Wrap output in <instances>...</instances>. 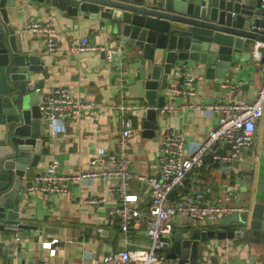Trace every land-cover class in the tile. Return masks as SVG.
Listing matches in <instances>:
<instances>
[{
    "label": "crops",
    "instance_id": "obj_1",
    "mask_svg": "<svg viewBox=\"0 0 264 264\" xmlns=\"http://www.w3.org/2000/svg\"><path fill=\"white\" fill-rule=\"evenodd\" d=\"M33 21L53 23L57 43L53 52L46 51L41 33L25 28ZM99 21L98 16L94 15L84 16V19H72L44 5L26 7L18 18H9L11 25L22 30L29 53L38 55L45 68L42 75L36 76L41 80L39 96L51 87L64 86L74 98L84 104L83 113L66 123L65 133L50 137L47 127L45 128L47 141L43 147L47 148V153L36 168L28 172L27 179L22 180L21 187L24 190L33 174L42 171L51 159L59 162L58 172L67 175L87 169L90 158L99 149L115 152L119 132L117 107L125 104L137 106L142 100L143 88L139 76H142V72L138 73V68L143 65L142 60L131 53L127 44L112 40ZM80 40L88 45H123L126 73L121 90L116 88L118 79L115 70L105 60L104 55L102 57L101 53H76L70 50ZM253 44H249L248 51L252 50ZM255 68L257 63L236 73L237 89L230 94L219 87L223 78L211 82L204 78L201 68L191 67L192 72L199 77L193 84L195 95H178L171 99L174 110L166 115L158 114L159 132L164 129L180 132L184 138L185 149L191 151L217 123V116L203 109L202 105L214 102L249 103L259 86L260 69L257 71ZM141 123V113L140 118L132 117L134 131L128 139L126 151L132 177L128 181L127 193L136 197L131 206L144 209L149 198L139 178L157 173L158 135L153 138L142 137ZM257 153L251 147L245 160L233 166L229 178H226L225 170L204 161L201 167L186 174L177 192L191 193L201 196L202 199L223 197L225 193L232 192L234 199H237L239 190L233 177L239 175L244 178L243 174L247 173L254 160L253 156ZM113 184V181L95 179L67 185L63 193L28 195L22 190V194L25 192V199L21 204L24 209L22 222L36 224L46 232L36 235L29 231L27 235H23L18 229L6 231L10 236L18 237L19 246L11 248V259L0 257V264H89L91 257L102 256L108 251L145 248L148 239L140 222L133 221L126 233L120 230L116 213L120 204L116 197L108 194ZM92 198L103 201L94 204L87 202ZM190 226L180 229L176 225L174 232L186 230ZM201 229L206 228L204 226ZM52 240L55 241L50 250L53 249L54 254L48 255L49 250L44 244ZM242 244L241 241L213 239L209 242L211 249L208 250L205 260L202 258L195 262L249 264L252 261L255 264L264 261V243L245 247L240 251Z\"/></svg>",
    "mask_w": 264,
    "mask_h": 264
},
{
    "label": "water",
    "instance_id": "obj_2",
    "mask_svg": "<svg viewBox=\"0 0 264 264\" xmlns=\"http://www.w3.org/2000/svg\"><path fill=\"white\" fill-rule=\"evenodd\" d=\"M40 5L72 19L98 16L112 40L127 44L140 57L144 138H153L159 131L157 109L166 101L175 64L201 68L211 82L226 76L235 82L237 72L256 63L258 71L264 64V49L257 62L247 50L250 43L264 44L260 0H0V257L9 259L11 248L19 243L6 231L46 232L21 219L25 199L21 182L47 153L46 124L37 106L41 80L36 77L45 68L38 55L29 53L22 30L9 23L24 8ZM253 159L244 178L233 177L237 199L228 192L229 202L243 210L174 232L167 259L205 260L213 239L241 241L240 251L264 243V150Z\"/></svg>",
    "mask_w": 264,
    "mask_h": 264
},
{
    "label": "built area",
    "instance_id": "obj_3",
    "mask_svg": "<svg viewBox=\"0 0 264 264\" xmlns=\"http://www.w3.org/2000/svg\"><path fill=\"white\" fill-rule=\"evenodd\" d=\"M260 1L264 5V0ZM25 28L42 34L47 52H53L57 48L55 29L51 21L29 22ZM263 49V43L254 42L251 55L256 62L260 60ZM70 50L76 53H103L105 60L115 70L118 79L116 88L121 90L126 73L123 46L88 45L80 40L75 42ZM259 71V86L249 103L214 102L202 105L203 109L217 116V123L208 131L205 139L195 144L191 151L185 149L184 138L180 132L171 129L158 131L157 173L139 178L149 198V203L144 209L131 206L136 197L127 193L128 181L132 177L126 153L127 142L134 131L132 117L140 118L143 109L134 104L117 107L119 132L115 152L99 149L90 158L87 169L67 175L60 174L59 162L51 159L42 171L35 172L27 181L26 194L63 193L67 185L95 179L113 181L108 194L116 197L120 204L116 210L120 230L126 233L132 222L137 220L145 229L148 244L145 248L108 251L102 256L91 257L89 264H206V261L193 262L190 258L184 263H179L178 258L165 257L171 251L174 228L176 225H179L180 229L190 225H203L206 219L212 222L218 216L241 212L243 208L239 204L229 203L228 192L223 197L202 199L201 196L191 193L180 194L177 189L182 185L186 174L201 167L204 161L225 170L226 178H229L233 166L245 160L246 153L251 149L257 124L264 113V64ZM198 78L188 66L175 64L170 71L171 82L165 90L166 101L157 109L158 114L166 115L174 110L171 99L175 96H194L193 84ZM219 87L226 89L230 94L237 89L231 76L224 77ZM37 106L50 137L65 133L66 123L77 118L84 108V104L74 98L64 86H54L40 94ZM97 201L103 199L92 198L87 202L94 204ZM14 241H19L16 235ZM54 241L44 244L49 250L48 255L54 254V250H50ZM263 262L258 261L255 264Z\"/></svg>",
    "mask_w": 264,
    "mask_h": 264
},
{
    "label": "flooded vegetation",
    "instance_id": "obj_4",
    "mask_svg": "<svg viewBox=\"0 0 264 264\" xmlns=\"http://www.w3.org/2000/svg\"><path fill=\"white\" fill-rule=\"evenodd\" d=\"M261 119H260V121L257 124V127L255 129V133H254V137H253V143L251 146L252 148L257 150L258 153L261 152L262 150H264V122H263L264 117Z\"/></svg>",
    "mask_w": 264,
    "mask_h": 264
},
{
    "label": "rangeland",
    "instance_id": "obj_5",
    "mask_svg": "<svg viewBox=\"0 0 264 264\" xmlns=\"http://www.w3.org/2000/svg\"><path fill=\"white\" fill-rule=\"evenodd\" d=\"M263 117H264V113H263ZM263 117H262V118H263ZM261 120H262V119H261ZM171 261H172V260H171Z\"/></svg>",
    "mask_w": 264,
    "mask_h": 264
},
{
    "label": "trees",
    "instance_id": "obj_6",
    "mask_svg": "<svg viewBox=\"0 0 264 264\" xmlns=\"http://www.w3.org/2000/svg\"><path fill=\"white\" fill-rule=\"evenodd\" d=\"M213 167H216V165H212Z\"/></svg>",
    "mask_w": 264,
    "mask_h": 264
}]
</instances>
